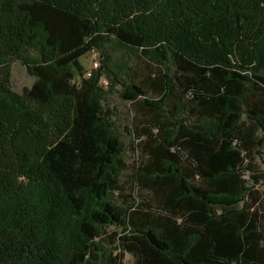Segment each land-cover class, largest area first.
<instances>
[{"label":"trees","instance_id":"obj_1","mask_svg":"<svg viewBox=\"0 0 264 264\" xmlns=\"http://www.w3.org/2000/svg\"><path fill=\"white\" fill-rule=\"evenodd\" d=\"M257 158L264 0H0V264H264Z\"/></svg>","mask_w":264,"mask_h":264},{"label":"rangeland","instance_id":"obj_2","mask_svg":"<svg viewBox=\"0 0 264 264\" xmlns=\"http://www.w3.org/2000/svg\"><path fill=\"white\" fill-rule=\"evenodd\" d=\"M98 55L99 58L96 56ZM100 62L101 53L99 51L91 52L87 54L84 58H82V64L88 69H92V62L96 59ZM115 58L120 61L122 60L123 56L121 53H116ZM101 64V62H100ZM34 83V78L31 77L25 67H23L20 63H14L12 65V86L16 92H22V90L26 87H30ZM106 85V82H103ZM106 106L109 107L114 113V121L116 126L119 130L121 140L123 141L126 151H125V159L127 163L130 165L133 163L134 154L132 152L131 142H132V130H131V122L133 120L134 112L129 101L124 100L120 94V88L118 87L117 91L113 94H110L106 101ZM255 168L257 171L264 172V165L263 161L260 158H257L255 163ZM252 174V172H251ZM255 174H257L255 172ZM131 169H129L124 175L122 180L124 182L127 181L126 192L128 193L131 187L130 181ZM250 178V175L247 176ZM252 181V179L250 178ZM253 182V181H252ZM263 194V201H264V179L260 180V183L255 187ZM125 264H133V258L131 255H126Z\"/></svg>","mask_w":264,"mask_h":264},{"label":"built area","instance_id":"obj_3","mask_svg":"<svg viewBox=\"0 0 264 264\" xmlns=\"http://www.w3.org/2000/svg\"><path fill=\"white\" fill-rule=\"evenodd\" d=\"M96 57L99 58L98 55ZM94 59H96V58H94ZM92 64H93L92 69H96L100 66V62L98 61V59L94 60L92 62ZM87 75L91 76V70L88 71Z\"/></svg>","mask_w":264,"mask_h":264}]
</instances>
